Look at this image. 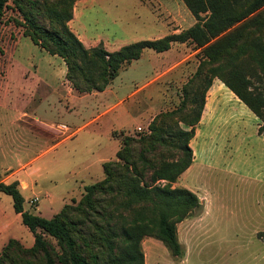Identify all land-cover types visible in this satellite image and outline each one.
Masks as SVG:
<instances>
[{
    "label": "rangeland",
    "instance_id": "rangeland-1",
    "mask_svg": "<svg viewBox=\"0 0 264 264\" xmlns=\"http://www.w3.org/2000/svg\"><path fill=\"white\" fill-rule=\"evenodd\" d=\"M16 21L23 18L13 0H9L0 17V174L3 175L0 178L10 182L19 177L25 208L52 218L66 204L79 202L86 185L105 177L99 163L117 159L123 135L150 132V124L146 127L147 111L156 116L180 106L184 86L194 77L203 52L193 41L174 42L164 52L147 48L139 60L120 70L104 96H96L97 91H94L96 97L85 96L75 88L70 96L64 86L51 92L35 85L33 73L38 66L35 58L50 56L26 47L22 65L13 62L11 52L15 41L24 32V27ZM198 21L183 0H78L69 26L86 47L102 45L115 51L125 44L180 33ZM54 62L58 79L61 65ZM241 65L254 91L264 95V74L246 60ZM204 71V76L211 75L209 66ZM214 81L223 80L216 76ZM145 82L148 86L137 92L134 100L135 116H128L123 122L127 129L112 130L119 143L113 154L109 152L112 144L106 137L114 115L102 118L97 108L137 91ZM165 92L171 96L168 101L161 96ZM103 97H107L104 103ZM143 108L146 112L136 115ZM35 112L40 121H36ZM257 121L259 125L263 123L259 117ZM257 121L251 120L250 124ZM64 140L67 142L56 150L47 151L51 145ZM100 143L107 144L108 152L99 147ZM41 148L46 151L38 152ZM97 158L99 162L86 173L85 166ZM260 158L264 160V155ZM180 177L173 187L188 184L197 194L210 196L211 204L197 209L187 224L178 225L183 241L180 256L174 255L160 239L146 236L141 244L145 264H264V235H261L264 233V185L220 171L196 170ZM203 212L207 220H196ZM12 238L26 247L35 241L33 232L15 212L12 197L0 191V256ZM45 238L58 247L50 235L45 234ZM217 249L221 250L219 258Z\"/></svg>",
    "mask_w": 264,
    "mask_h": 264
},
{
    "label": "trees",
    "instance_id": "trees-1",
    "mask_svg": "<svg viewBox=\"0 0 264 264\" xmlns=\"http://www.w3.org/2000/svg\"><path fill=\"white\" fill-rule=\"evenodd\" d=\"M8 1L0 0V17ZM77 1L13 3L23 18L16 21L24 27L23 34L64 59L66 78L79 92L104 91L147 48L164 52L174 42L193 41L202 48L203 57L184 86L180 106L157 114L149 133L123 135L117 159L103 163L105 177L86 185L82 199L66 204L54 217L27 210L20 181L0 178V191L12 197L15 212L35 238L31 247L10 239L0 264H145L141 244L146 236L160 239L174 255H181L177 224L203 203L195 192L173 187V183L193 162L190 141L214 77H220L263 121L259 133L264 135V95L254 91L241 70L246 60L264 74V0H183L198 23L180 33L125 44L115 51L102 45L86 47L70 28ZM206 66L211 75L204 76Z\"/></svg>",
    "mask_w": 264,
    "mask_h": 264
},
{
    "label": "crops",
    "instance_id": "crops-1",
    "mask_svg": "<svg viewBox=\"0 0 264 264\" xmlns=\"http://www.w3.org/2000/svg\"><path fill=\"white\" fill-rule=\"evenodd\" d=\"M26 47L33 48L34 51L43 56H50L35 58L38 61V66H36L35 73H33L35 85L50 89L51 92H57L62 86H64L67 88L70 96H72L73 90L75 91V89L68 83L66 78L67 65L64 59L62 57H58L57 55H52L45 49L36 45L30 37L23 34L18 36L15 41L13 51L11 52L13 62L22 65V54L24 53ZM54 61L59 62L61 65L59 66L61 77L58 79V71L54 65ZM147 86L148 83L145 82L138 88L137 91L121 96L115 102L108 101L104 103L105 98L107 97L102 98V102L104 104L101 105L100 108H97V112L100 111L102 118L110 114L114 115L106 137L112 144L109 148V152L113 151L112 153L114 154L119 148L118 140L111 134L112 130L119 128L127 129L123 122L128 116H135L133 115L134 113L132 109L133 107H136L134 104L136 102H134V100H136L137 92L139 93L143 91ZM110 87L111 85L104 91H97L96 96H99L97 94H103L104 96L110 90ZM79 94H83L85 96H95L94 91L87 93L79 92ZM161 96L164 101H168V98L171 97L168 96L167 92L161 93ZM172 100L173 99L171 98L170 102ZM146 108L149 109V107ZM146 108L136 111V115L140 116L145 113L146 111L143 112V110H146ZM147 112L149 113L147 116L149 119L146 127L149 126L155 116L151 115L152 112H150V110ZM35 117V119H37L36 121H40L36 112ZM99 118L98 121H100ZM257 118V115L229 87H227L223 81H214L207 92L205 108L200 122L196 125L195 136L190 141V146L192 147L194 153L193 162L191 166L182 174V176H188L196 170H203L205 173H208V171H220L231 175H237L241 178L250 179L264 185V160L260 158L261 155H264V135L259 133L260 125ZM251 120L254 122L257 121V124H250ZM84 127L86 128L87 124L82 126V128ZM65 142H67V140L57 142L54 145H51V147L49 146L50 148H48L47 151L51 152L56 150ZM105 146L102 143L99 144L101 149H106V152H108V147ZM42 151L44 152L46 150L41 148L38 152L42 153ZM38 152H36L35 155ZM98 162L99 158L88 163V167L85 166V172L88 173L92 165ZM103 162L100 161V168H103ZM1 176L3 175L0 174V177ZM16 179L20 180L19 177L14 178L13 180ZM20 182H22V180H20ZM181 187L188 188L195 192V190L188 184ZM197 195L200 197L201 202L206 208L208 204H211L210 196ZM18 215L21 217L20 214ZM191 217L192 216L187 217L177 224L178 236L181 244H183V241L180 239L178 225L180 226V223L187 224ZM196 220H207L204 212L202 217L197 218ZM231 251L232 249L229 250V253H231ZM220 252L221 250L219 249L215 250L216 256L219 255L218 258L220 257Z\"/></svg>",
    "mask_w": 264,
    "mask_h": 264
},
{
    "label": "built area",
    "instance_id": "built-area-1",
    "mask_svg": "<svg viewBox=\"0 0 264 264\" xmlns=\"http://www.w3.org/2000/svg\"><path fill=\"white\" fill-rule=\"evenodd\" d=\"M65 127H67V126H65ZM140 129V128H139Z\"/></svg>",
    "mask_w": 264,
    "mask_h": 264
}]
</instances>
